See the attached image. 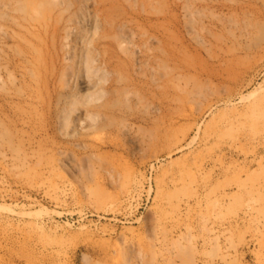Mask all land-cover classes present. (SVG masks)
<instances>
[{
    "label": "rangeland",
    "instance_id": "obj_1",
    "mask_svg": "<svg viewBox=\"0 0 264 264\" xmlns=\"http://www.w3.org/2000/svg\"><path fill=\"white\" fill-rule=\"evenodd\" d=\"M0 264H264V0H0Z\"/></svg>",
    "mask_w": 264,
    "mask_h": 264
},
{
    "label": "bare ground",
    "instance_id": "obj_2",
    "mask_svg": "<svg viewBox=\"0 0 264 264\" xmlns=\"http://www.w3.org/2000/svg\"><path fill=\"white\" fill-rule=\"evenodd\" d=\"M85 62H87V59L85 60ZM85 99H87V98H85ZM74 102V101H73ZM88 102V101H87ZM70 109H71V107H70ZM90 120V119H89Z\"/></svg>",
    "mask_w": 264,
    "mask_h": 264
}]
</instances>
